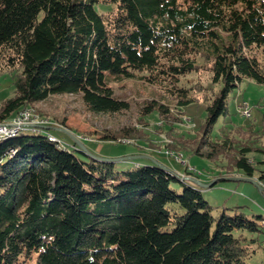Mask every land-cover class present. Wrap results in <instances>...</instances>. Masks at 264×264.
<instances>
[{"label": "trees", "instance_id": "obj_1", "mask_svg": "<svg viewBox=\"0 0 264 264\" xmlns=\"http://www.w3.org/2000/svg\"><path fill=\"white\" fill-rule=\"evenodd\" d=\"M100 1L114 8L100 12ZM201 65L221 86L206 96L189 151L252 177L249 153H264V134L254 124L212 133L245 77L264 83V0H0V71L15 84L0 122L63 93L79 94L94 113L121 112L129 103L113 83L137 77L182 112L196 101L182 80ZM152 113L165 119L170 110L154 99L141 116ZM49 129L0 138V264H250L258 239L246 233L262 232L264 215H214L187 167L82 158Z\"/></svg>", "mask_w": 264, "mask_h": 264}, {"label": "rangeland", "instance_id": "obj_2", "mask_svg": "<svg viewBox=\"0 0 264 264\" xmlns=\"http://www.w3.org/2000/svg\"><path fill=\"white\" fill-rule=\"evenodd\" d=\"M96 7L100 12H105L114 8V4L100 1ZM7 72L0 71V103L14 94V79L12 74ZM182 83L193 85L192 93L196 100L182 108V112L176 108L175 100L166 95L160 87L148 85L139 77L113 83L116 93L129 103V108L121 112H91L79 94L71 93L50 95L27 108L34 112L33 118L41 117L47 122L45 126L51 125L49 131L60 143L73 149L82 158H114L118 165L129 167L136 161L151 162L155 159L178 173H183L187 167L197 173L203 182L212 183L217 180L212 186L201 188L204 197L214 206V215L221 214L223 208H226L229 215H234L235 211L244 212L250 219L257 218L258 214L264 215V178H260L264 170V153H249L256 166L252 176L254 181L225 179L223 177L245 175L236 170L227 172L224 164L226 159L213 160L191 153L189 149H193L194 138L199 140L202 134V124L207 114L206 104L210 101L205 100L206 96L210 99L221 84L212 81V73L206 65L199 66L188 78H184ZM154 99L169 107L170 115L165 119L156 113L141 116L146 102ZM228 106L229 113L221 116L215 124L212 133L215 138H221V134H229L236 125L254 124L253 131L264 134V83L245 77L231 91ZM246 106L250 115L244 114ZM13 117L14 115L9 120ZM54 127H64L72 132L83 142L86 152L77 150L80 149L79 145L74 143L75 140L70 134ZM23 129L27 128L20 126L15 131L19 130V133ZM124 130H130V134L134 136L130 139L123 137L121 134ZM15 131L12 130L2 137L15 135L10 134ZM106 134H116L117 139H102ZM187 137L190 138L183 139ZM50 138L52 139L51 135ZM246 234L249 239H258L253 242L255 252L249 257V263L264 264V226L262 232Z\"/></svg>", "mask_w": 264, "mask_h": 264}, {"label": "built area", "instance_id": "obj_3", "mask_svg": "<svg viewBox=\"0 0 264 264\" xmlns=\"http://www.w3.org/2000/svg\"><path fill=\"white\" fill-rule=\"evenodd\" d=\"M22 110H27V109L22 108ZM244 114L246 115L250 114V110L247 108V106L244 109ZM45 124H47V122H45V120L41 117L31 118V119H19V116H18L15 119L6 120L0 123V134H6L8 132H12L13 125H21L22 128H32V129L34 128L35 129V128H42V126Z\"/></svg>", "mask_w": 264, "mask_h": 264}, {"label": "water", "instance_id": "obj_4", "mask_svg": "<svg viewBox=\"0 0 264 264\" xmlns=\"http://www.w3.org/2000/svg\"><path fill=\"white\" fill-rule=\"evenodd\" d=\"M42 128H51V127L43 125ZM54 128L66 131L68 134H70L74 138L75 142H77V144L80 147L84 146L83 142L77 136H75L72 132H70L68 129H66L64 127H54ZM101 158H103V157H101ZM108 159H114V158H108ZM154 162L159 164V165H161V166H163V167H165V165L163 163H161V162H159V161H157L155 159H154ZM186 178L188 180H191L192 182H194L195 184H197L198 186H200L202 188L210 187L217 181V180H215L212 183H206V182H203L199 178L194 177V176H186ZM223 178L228 179V180L254 181L252 179V177H250V176H226V177H223ZM256 184L260 187V185L258 183H256Z\"/></svg>", "mask_w": 264, "mask_h": 264}, {"label": "bare ground", "instance_id": "obj_5", "mask_svg": "<svg viewBox=\"0 0 264 264\" xmlns=\"http://www.w3.org/2000/svg\"><path fill=\"white\" fill-rule=\"evenodd\" d=\"M27 110H20L18 113H16L15 115H14V117L12 118V119H15L16 117H18L19 116V119H31V118H33V116H34V112L30 109V108H26ZM36 114V113H35ZM250 115V114H249ZM21 125H13V127H12V130H14L15 131V129L16 128H18V127H20ZM19 131V130H18ZM18 131H15V132H13V133H10V134H17L18 133ZM2 135H4V134H0V138L2 137ZM52 139L53 140H56L57 138H55V137H53L52 136ZM262 221V220H261ZM262 225V224H261Z\"/></svg>", "mask_w": 264, "mask_h": 264}]
</instances>
